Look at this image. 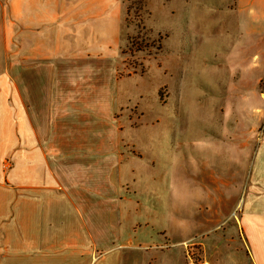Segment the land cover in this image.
Segmentation results:
<instances>
[{"label": "crops", "instance_id": "crops-1", "mask_svg": "<svg viewBox=\"0 0 264 264\" xmlns=\"http://www.w3.org/2000/svg\"><path fill=\"white\" fill-rule=\"evenodd\" d=\"M56 4L54 10L52 0H0V41L9 28L8 43H20L24 33L32 45L52 44L64 12L79 9L77 0ZM238 8L264 18L263 0ZM238 25L249 33L264 29V21ZM84 27L76 22L62 35L72 33L64 38L79 44ZM236 44L226 69L232 79L207 88L257 92L262 101L264 39L239 35ZM252 51L259 54L247 65ZM52 57L37 54L0 68V264H181L175 243L167 252L154 248L162 233L177 236L181 221L190 239L221 231L208 246L215 244L220 264L217 253L224 251L237 254L236 264H264V133L247 177L245 149L228 132L220 143L218 136L191 142L190 163H183L178 135L166 147L164 133L145 122L134 128L125 103L116 101L110 58L90 52L38 65ZM232 211L240 212L236 237L223 247L228 228L220 225Z\"/></svg>", "mask_w": 264, "mask_h": 264}, {"label": "rangeland", "instance_id": "rangeland-1", "mask_svg": "<svg viewBox=\"0 0 264 264\" xmlns=\"http://www.w3.org/2000/svg\"><path fill=\"white\" fill-rule=\"evenodd\" d=\"M68 1L71 3L74 0ZM77 2L78 11H70L68 15L64 12V17L60 19L62 27L54 31V36L59 39H54L52 44L32 45L24 33L20 43H8L13 32L7 28L0 41V68L9 69L21 59L28 63L37 54L53 56L38 64L48 68L58 60L65 59L60 57L75 55L80 59L79 55L90 52L110 58L117 75L116 101L118 104L125 103L124 107L131 112L134 128H139L145 122L149 130L164 133L166 147L171 143L172 134L178 135L180 147L186 151V156H182V162L186 164L190 163L188 149L191 142L196 140L202 143V136H218L220 143L226 139L228 132L229 138L239 139L245 149L241 156L244 154L247 177L253 150L264 133V92L259 93L260 101L257 92H211L207 85L214 80L230 82L232 79L226 70L229 68L228 54L239 52L236 49L239 35L264 39V29L260 33L258 30L249 33L246 28L237 30L240 22L253 26L258 21H264L262 14L260 18L258 13L252 12V8H238L240 4L249 7L253 0ZM52 5L55 10L56 0H52ZM76 22L85 25L80 33L83 42L79 44L64 38L73 37L72 33L62 35L72 32V25ZM91 32L93 37H90ZM253 54L258 55L259 52H251L247 65L252 63ZM53 82L54 77H50V83ZM221 100L227 105V116L223 123L217 119ZM234 155L230 150L229 159ZM208 157L222 160L220 155L209 154ZM225 160L226 156L223 155L224 164ZM239 213L232 211L228 223L220 225L228 228V232L222 236L223 247L224 242L230 244L236 237L232 229L237 228L235 214ZM181 226L177 236L168 231L162 233L155 250L167 252L175 243L181 264H220V259L215 257V244L208 250L211 239L214 243L218 242L220 230L215 229L214 234L190 239L187 221H181ZM217 255L222 258V264H232L230 260L237 263L235 252L224 251Z\"/></svg>", "mask_w": 264, "mask_h": 264}]
</instances>
